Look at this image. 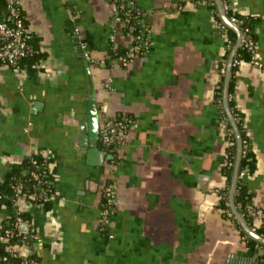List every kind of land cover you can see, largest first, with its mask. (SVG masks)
I'll return each mask as SVG.
<instances>
[{
	"label": "crops",
	"instance_id": "1",
	"mask_svg": "<svg viewBox=\"0 0 264 264\" xmlns=\"http://www.w3.org/2000/svg\"><path fill=\"white\" fill-rule=\"evenodd\" d=\"M19 1L38 54L19 72L0 63V183L40 155L56 187L48 209L21 203L28 228H18L20 250L40 264H258L264 248L252 249L220 206L231 131L217 94L231 47L216 1L129 0L150 47L127 66L118 57L129 36L110 40L118 34L113 0ZM228 2L255 19L264 64V0ZM91 97L100 131L102 118L131 120L114 153L104 152L100 133L103 165L88 156L80 128ZM232 97L256 162L243 178L246 199L264 210V68L242 60ZM110 182L116 203L105 225ZM15 215L0 202V234Z\"/></svg>",
	"mask_w": 264,
	"mask_h": 264
},
{
	"label": "built area",
	"instance_id": "2",
	"mask_svg": "<svg viewBox=\"0 0 264 264\" xmlns=\"http://www.w3.org/2000/svg\"><path fill=\"white\" fill-rule=\"evenodd\" d=\"M7 1V13L4 15L2 21H0V63L9 66L12 70L19 72L22 68L23 60L32 56L36 50L33 47L32 32L29 28L25 16L22 13V7L19 0H6ZM116 8L115 20L118 23L122 22V14L131 17L135 15L138 17L141 15V11L129 4V0H113ZM223 8L227 13L230 10V5L228 0H221ZM230 20L236 24L239 28L243 24V21L237 17H230ZM143 25V23H142ZM221 29L227 32V25L225 22L220 24ZM129 34H131L132 44L131 48L126 52L120 54L118 57V63L122 66H127L134 56L143 54L150 47V42L148 40L147 32L145 26L143 29L139 30L136 26H129ZM137 30V31H136ZM242 32V43L250 51L251 60L250 62L258 68H264L263 62L259 59L257 54V44L254 40L251 31L248 27L245 29L240 28ZM111 42L115 43L117 40L116 32L110 36ZM228 43L232 47V41L229 39ZM85 57L89 58V55L85 52ZM239 60H234L233 65H239ZM225 72V71H224ZM130 119L120 116L114 118H105L101 126V143L104 147V152L107 153L108 147H121L125 141V135ZM234 132V131H233ZM231 134V132H230ZM249 147V142L247 140L243 141V149ZM243 153V150H242ZM235 162H230L231 166H234ZM32 176L38 182L39 188L43 192L50 191L49 186H45L46 181L41 177L39 173L33 171ZM249 174L248 168L240 171L239 177H246ZM22 183H17L14 186L15 194L13 197V207L15 208V220L12 227L3 230L0 234V242L6 244V252L2 253L0 251V264H10L11 258L20 260L19 264H40V261L36 257H30L25 255L19 248L17 242H11L12 238L21 236L18 230L22 223L27 222V220L22 216L23 204L34 205L37 200V192H31L28 194H22L21 188ZM3 195L0 193V199ZM49 199L46 195L45 200ZM116 203V185L113 182L107 184L103 192V223L108 225L111 216L115 211ZM248 214L254 216L257 220L264 219V210L261 208H254L252 205L248 206Z\"/></svg>",
	"mask_w": 264,
	"mask_h": 264
},
{
	"label": "trees",
	"instance_id": "3",
	"mask_svg": "<svg viewBox=\"0 0 264 264\" xmlns=\"http://www.w3.org/2000/svg\"><path fill=\"white\" fill-rule=\"evenodd\" d=\"M7 13V1L6 0H0V21L3 20L4 15ZM23 13V10H22ZM24 15V13H23ZM228 17H237L240 20L243 21V24L240 25V28L245 29L248 27L251 31V34L256 41L255 33H254V24L255 19L251 16L249 17H243L241 15H238L236 13H233L231 10L227 11ZM25 16V15H24ZM123 30L125 34H127L129 37L131 34H129V26L134 25L139 30L140 28L143 29L142 25V13L138 17L135 15H132L131 17L125 16L122 14V22ZM137 31V30H136ZM229 39L232 41V47L235 45L237 41V34L236 32L231 29L229 26H227V32ZM36 50V49H35ZM231 51V49H230ZM229 53V51H228ZM37 50L36 52L30 56L29 58L23 60V63L28 62L32 60L33 58H36L37 56ZM235 60H239L240 62L242 60L244 61H250L251 60V54L250 51L245 47L244 43H241V46L236 54ZM238 65H233L232 69V75L229 83V104L232 110V113L237 121V124L239 126V130L241 132L242 141L247 140L249 142V147L247 149H243L242 158H241V165H240V171L244 170L245 168H248L249 173H251L255 168V157L254 153L251 148L250 141L248 140V137L246 135L244 126H243V120L241 114L238 112V110L235 108V103L233 100V93H234V84H235V71L237 69ZM224 82H225V72L222 76V79L220 81V85L218 88V98L221 103V109L224 118L228 122V126L230 127L231 134L228 137L229 138V145H228V162L223 167L222 173L227 177V186L224 190L221 191V199H220V206L226 210V212L231 213L232 217L234 218L237 225L240 227L242 232L247 236V239L249 240V245L252 249L256 245H260L264 248V245L257 240L251 238L246 234V232L241 227L238 220L234 217V215L231 212L230 204H229V189L231 185V176L234 166L230 165V162H235L236 153H237V140L235 133L233 132L232 125L227 117L224 105H223V90H224ZM102 145V144H101ZM102 148L103 145H102ZM116 150V147H108L107 153H114ZM36 171L41 175V177L46 181L45 186H49L50 191L43 192L39 186L37 180H35L32 176V172ZM22 183L23 187L21 188L22 194H28L31 192H37V200L35 202L36 205H42L45 208H50L52 205V201L54 199L55 193H56V187L54 183V177L53 173L50 171L45 159L40 155H34L23 162L16 164L13 166L11 171L6 175V178L0 183V193L3 195V198L0 199V202H6L13 206V197L15 194L14 186L17 183ZM49 196V199L45 200V197ZM235 205L238 209V211L241 213V215L244 217L246 222L249 224V226L255 230L258 234L264 237V219H261L262 224H259V226L255 224L257 219L254 216H251L248 214V206L252 205L249 201L246 199V185L244 182L243 177L238 178L236 192H235ZM253 206V205H252ZM254 208H257L253 206ZM23 217H27L28 214L23 213ZM15 220V217L13 218ZM18 232V230H16ZM11 242H22V235L18 237L12 238ZM0 251L2 253L6 252V244L0 242ZM30 257H34L30 256ZM20 260L11 258L10 264H19ZM258 264H264V252L258 256Z\"/></svg>",
	"mask_w": 264,
	"mask_h": 264
},
{
	"label": "water",
	"instance_id": "4",
	"mask_svg": "<svg viewBox=\"0 0 264 264\" xmlns=\"http://www.w3.org/2000/svg\"><path fill=\"white\" fill-rule=\"evenodd\" d=\"M215 1L217 3V6L219 8L223 21L226 23L227 26L233 29L237 34V41L235 45L233 46L231 53L229 55V58H228L226 74H225L224 90H223L224 108H225L227 117L232 125L233 131L235 133L236 140H237V153H236L235 164L233 168V176H232L230 190H229V204H230V208L235 218L238 220V222L240 223L241 227L246 232V234L264 245V237L258 234L255 230H253L249 226V224L246 222V220L241 215V213L238 211L235 205L234 197H235L237 182H238L239 173H240L243 141H242L241 132L239 130V126L237 124V121L232 113V110L229 104V83H230V79L232 75L233 63H234L236 54L242 43V32L240 28L236 24H234L228 17L227 13L225 12L223 8L221 0H215ZM88 113H89V121L87 122L86 125L83 124L80 127L84 133L83 134V144L84 146L89 147L87 153H88V156L93 160L94 164L103 165L104 160H105V155H104V152L98 146V139L100 135L99 110H98L97 102L95 101L93 97H91V100L88 102ZM19 228L20 230L23 228L27 229L28 226L27 224L22 223L19 226Z\"/></svg>",
	"mask_w": 264,
	"mask_h": 264
},
{
	"label": "rangeland",
	"instance_id": "5",
	"mask_svg": "<svg viewBox=\"0 0 264 264\" xmlns=\"http://www.w3.org/2000/svg\"><path fill=\"white\" fill-rule=\"evenodd\" d=\"M117 31H118V34H116L117 35V42H118V35H119V37H120V35L122 34V35H124L125 36V32H124V30H123V25L121 24V23H118L117 24ZM129 40H132V38L131 37H127ZM102 122H104V118H102Z\"/></svg>",
	"mask_w": 264,
	"mask_h": 264
}]
</instances>
